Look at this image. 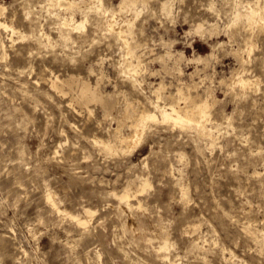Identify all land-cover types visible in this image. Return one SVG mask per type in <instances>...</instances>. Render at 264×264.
Instances as JSON below:
<instances>
[{"label": "rangeland", "instance_id": "obj_1", "mask_svg": "<svg viewBox=\"0 0 264 264\" xmlns=\"http://www.w3.org/2000/svg\"><path fill=\"white\" fill-rule=\"evenodd\" d=\"M48 1L0 0L3 19L20 30L13 41L0 28V264H264V29L235 13L258 0H174L168 15L164 0H148L135 20L144 45L133 66L130 46L105 13L120 0ZM83 18L86 28L78 29ZM200 22L203 34L187 31ZM181 51L209 61L180 63ZM71 73L100 79L114 94L109 113L52 85L54 75ZM243 74L257 79L247 90L235 83ZM180 84L219 98L209 123L216 144L157 119L130 152L110 148L115 135L132 131L128 122L115 130L127 99L170 106ZM140 176L153 185L137 192L144 209L134 196L130 209L112 192L129 182L140 188ZM48 191L63 209L84 217L86 207L95 210L89 227L55 212Z\"/></svg>", "mask_w": 264, "mask_h": 264}, {"label": "bare ground", "instance_id": "obj_2", "mask_svg": "<svg viewBox=\"0 0 264 264\" xmlns=\"http://www.w3.org/2000/svg\"><path fill=\"white\" fill-rule=\"evenodd\" d=\"M52 4L58 5V6H63V5H74L76 3L75 0H49ZM48 1V2H49ZM95 1V0H94ZM103 1V0H102ZM174 0H164L161 3V10L166 13L167 15L170 13V7L172 5ZM101 2V1H100ZM104 2V1H103ZM241 2V1H240ZM103 4V3H102ZM237 4V3H236ZM235 4V5H236ZM100 6V5H99ZM108 6V5H106ZM143 6L145 8L148 6V0H120L116 8L111 11L110 8H106L105 13L106 14H111L110 15V22L109 25L113 26L116 31L120 33L119 36L122 35V37L125 38V41L127 44L130 46L128 49V54L131 56V60L129 61L130 65H135L136 63H139L142 61V56L139 54L137 55V49H140L139 47L141 45H144L142 41L137 38L135 35V25H136V18L139 16L140 11L143 9L140 7ZM243 6V4H242ZM111 7V6H110ZM236 7V6H235ZM239 7V6H237ZM105 8V7H104ZM174 8V7H173ZM237 11V16L239 18V21L245 22L247 26L250 27H258L260 29H264V3L261 0H258L253 3H250L249 5L244 7H239L238 10H235V13ZM6 13V6L4 4L0 3V28H4L5 30L10 31V37H12V40L15 41V34L20 33L19 27L11 21L7 19H3L4 15ZM103 14V13H102ZM71 18H75L74 13L72 14ZM171 18V17H170ZM234 18V17H233ZM237 18V17H235ZM72 19V20H73ZM77 23V28L78 29H85L86 24H87V18H83L80 21H76ZM234 22V21H232ZM231 22V23H232ZM238 22V20H237ZM106 24V23H105ZM207 24V23H206ZM240 24V23H239ZM238 24V25H239ZM244 24V23H243ZM108 25V26H109ZM215 25V24H214ZM236 25V21L235 24ZM106 26V25H105ZM210 26V25H209ZM212 26V25H211ZM237 26V25H236ZM107 27V26H106ZM217 28V27H216ZM248 28V27H247ZM113 29V30H114ZM215 29V28H214ZM213 29V30H214ZM257 29V28H255ZM194 30V31H192ZM210 30V29H209ZM216 30V29H215ZM254 30V29H253ZM110 31V30H109ZM187 31H192V32H197L199 34H203L206 31V27L204 26L203 23H199L196 27L191 28L190 30ZM211 31V30H210ZM117 32V33H118ZM196 33V34H197ZM12 34V35H11ZM235 34V33H234ZM22 35V34H21ZM25 35V34H24ZM209 35V33H208ZM211 35V34H210ZM19 36V35H18ZM23 36V35H22ZM206 37V36H205ZM18 39V38H17ZM124 40V39H123ZM169 41V40H168ZM167 41V42H168ZM174 41V40H173ZM192 42V41H191ZM122 43H125L122 41ZM166 43V42H165ZM172 44V43H171ZM148 45V44H147ZM128 46V47H129ZM172 46V45H171ZM126 47V46H125ZM252 51L253 45H249L248 50ZM170 50V49H169ZM103 53V52H102ZM101 53V54H102ZM103 55V54H102ZM107 55V54H106ZM145 55V54H144ZM171 55V54H170ZM175 55V54H174ZM105 56V54H104ZM103 56V57H104ZM135 58H134V57ZM172 56V55H171ZM177 56V55H176ZM175 56V57H176ZM101 57V56H100ZM102 57V58H103ZM161 57H164L162 55ZM160 57V58H161ZM214 57V56H213ZM240 57V54H239ZM178 62H182L185 59H188L190 62H207L209 61V56L207 55H198L195 57H188L184 51H181L179 55L176 57ZM107 59V58H106ZM129 59V58H128ZM146 59V58H145ZM243 59V57H242ZM101 60V59H100ZM103 60V59H102ZM101 60V61H102ZM176 60V59H175ZM100 61V62H101ZM105 61V60H104ZM109 61V59H108ZM137 61V62H136ZM145 61V60H144ZM212 61V60H211ZM99 62V63H100ZM122 62V61H121ZM128 62V61H127ZM136 62V63H135ZM124 63V62H123ZM210 63V62H209ZM97 64V63H96ZM102 64V63H101ZM104 64V63H103ZM127 64V63H126ZM177 64V63H176ZM123 65V64H122ZM138 65V64H137ZM140 65V64H139ZM138 65V66H139ZM180 65V64H179ZM206 65H209L208 63ZM91 66V65H90ZM103 66V65H101ZM128 66V65H125ZM142 66V65H140ZM181 67V66H180ZM197 67V66H196ZM176 68V67H174ZM132 70V67H130ZM129 69V70H130ZM134 69V68H133ZM136 69V68H135ZM165 69V68H164ZM168 69V68H167ZM172 69V68H171ZM199 69V68H198ZM202 69V68H201ZM123 70V69H122ZM138 70V69H137ZM182 70V69H181ZM92 71V70H91ZM95 71H97L95 69ZM94 71V72H95ZM105 71V69H104ZM128 71V70H127ZM134 71V70H133ZM140 71V69H139ZM142 71V70H141ZM155 71V70H154ZM169 71V70H167ZM172 71V70H171ZM170 71V72H171ZM183 71V70H182ZM195 71V70H194ZM234 71V70H233ZM101 73V71H99ZM108 72V71H107ZM132 72V71H130ZM136 72V71H135ZM158 72V71H157ZM156 72V73H157ZM176 72V69H175ZM179 72V70H178ZM99 73V75H100ZM105 73V72H104ZM173 73V72H172ZM181 73V72H180ZM179 73V75H180ZM155 74V72H154ZM175 74V73H174ZM103 75V74H101ZM108 75V74H107ZM130 75V74H129ZM133 75V74H132ZM156 75V74H155ZM176 75V74H175ZM191 76V75H190ZM241 76V75H240ZM110 77V76H109ZM112 77V76H111ZM239 77V76H238ZM99 78V77H98ZM107 78V77H106ZM192 78V76H191ZM105 79V78H103ZM102 79V81H103ZM109 79V78H108ZM107 79V80H108ZM114 79V78H113ZM112 79V80H113ZM260 79V78H259ZM116 80V79H115ZM114 80V81H115ZM138 80V79H137ZM179 80V78H178ZM101 81V82H102ZM182 81V80H181ZM257 82V79H251L250 77H246L244 74L243 76L235 79V83L238 84L240 87L243 89L253 87L254 82ZM132 82V81H131ZM137 82V81H136ZM140 82V81H139ZM185 82V81H182ZM187 82V81H186ZM192 82V81H191ZM197 82V81H196ZM52 85L58 87L61 89L62 92L67 93L70 92L72 96V100L78 102L80 105L83 107L86 106L87 108H90V103L95 102L96 104L102 105L107 111L110 112V108L112 106V102L110 101V97L114 96L110 90L108 92L104 91L101 87L102 84H100V79H98L96 82L92 83L89 79H86L84 76H80L75 73H71L68 76L61 77L60 75H54L53 78L51 79ZM111 83V82H110ZM116 83V82H115ZM234 83V86H235ZM260 83V80L259 82ZM257 83V84H258ZM104 84V83H103ZM109 84V83H108ZM190 84V83H189ZM196 86V83H194ZM191 85V86H194ZM199 84V83H198ZM107 85V84H106ZM114 85V84H113ZM180 84L178 86V91L175 94H172V100L170 106H161L159 103L154 104L153 107L156 109H152L149 104L145 101H141V99L135 100V99H127L126 101V106L122 109V116L118 118L119 125L116 127V131L121 129V126L125 123L128 122L130 123V126L132 127L131 133L128 134H117L115 135L114 138L116 140L115 144L110 145V148L116 149V151L126 152V151H131L135 147H137L144 135V133L147 131V125L150 120H157V119H162L163 121H169L174 123L175 125H180L184 128H194L201 135H203L205 138L208 137L210 138V143L216 144L217 143V136L215 135V130L213 129L214 127L209 126V123L212 122L213 116V107L216 105V103L219 101V98L214 95L210 90H205V95H200L194 94L191 90V86L188 85L189 91L185 90L183 85ZM105 86V85H104ZM185 86V85H184ZM187 86V85H186ZM194 86V87H195ZM198 86V85H197ZM208 86V85H207ZM258 86V85H257ZM114 87H117L116 85ZM121 87V86H120ZM170 87V86H169ZM193 87V88H194ZM211 87V86H210ZM105 88V87H104ZM166 88V83L164 81H161L160 84L157 86L155 92L158 93L157 97V102L160 101L161 99V93L163 90ZM177 88V87H176ZM197 88V87H196ZM121 89V88H120ZM127 89V88H126ZM125 89V90H126ZM212 89V88H211ZM241 89V88H240ZM114 90V89H113ZM169 90V89H168ZM242 90V89H241ZM118 91V90H117ZM120 91V90H119ZM173 91V90H172ZM170 91V92H172ZM114 92V91H113ZM123 92V91H122ZM138 92V91H137ZM154 92V91H153ZM154 92V94H155ZM245 92V90H244ZM117 93V92H116ZM115 93V94H116ZM124 94V93H123ZM140 94V93H139ZM241 94V93H240ZM157 95V94H156ZM170 95V94H168ZM165 96V95H164ZM116 97V96H115ZM118 97V96H117ZM122 98V97H121ZM152 98V97H151ZM117 99V98H115ZM123 99V98H122ZM125 99V97H124ZM113 100V99H112ZM119 100V99H118ZM156 100V99H155ZM117 101V100H116ZM119 102V101H118ZM124 102V101H123ZM150 102V101H149ZM156 102V101H155ZM154 102V103H155ZM72 103V102H71ZM115 103V102H113ZM121 103V102H120ZM141 103V104H140ZM152 104V102H150ZM185 103V104H183ZM114 105V104H113ZM165 105V104H163ZM115 106V105H114ZM99 108V107H98ZM103 109V108H102ZM119 109V108H118ZM114 110V109H113ZM92 111V110H91ZM119 111V110H118ZM105 114V112H104ZM107 115V114H106ZM105 115V116H106ZM108 116H106L107 119ZM115 117V116H114ZM228 119L231 118L230 116H227ZM102 120V117H101ZM105 120V119H104ZM108 120V119H107ZM112 120V119H111ZM106 121V120H105ZM117 122V121H116ZM117 122V123H118ZM101 124V123H100ZM103 124V123H102ZM102 126V125H101ZM104 126V125H103ZM110 127V126H109ZM106 131V130H105ZM111 131V129H110ZM120 132V131H119ZM108 133V132H107ZM111 133V132H110ZM116 133V132H115ZM217 133V132H216ZM112 135V134H111ZM110 136V135H109ZM108 136V138H109ZM112 137V136H111ZM207 138V140H208ZM107 139V138H106ZM106 139L104 138H99L96 137L95 141L96 142H101L102 144H106ZM113 139V138H112ZM109 141L111 140L110 138L108 139ZM114 140V141H115ZM120 142L119 145L118 142ZM108 147V145H106ZM182 155V154H181ZM182 157V156H181ZM261 174V173H260ZM140 188L133 189L132 182H129L127 186L122 190V191H113L112 194L115 195L116 197L119 198L120 202L122 203H127V206L130 209L134 206V203L132 201V197H136L138 201L137 207L142 208L143 202L139 198L137 192H144L147 190L149 187H151L153 184L150 181L148 177H142L140 176ZM136 188V187H134ZM47 199L48 204L51 206V208L55 211L58 212L60 215L66 216L71 218L73 221H75L80 227H89V222L90 219L94 216L95 210H93L91 207H86L85 212L87 213V216L84 217L81 214L74 213L72 211H69L67 209H63L61 205L59 204L57 197L53 193V191H48L45 196ZM123 206V205H122ZM136 207V208H137ZM121 208V207H120ZM124 208V206H123ZM122 208V209H123ZM144 209V208H142ZM141 209V210H142ZM124 211V210H123ZM131 216V215H130ZM141 216V215H140ZM132 217V216H131ZM130 217V218H131ZM142 218V217H141ZM136 219V218H133ZM142 221V220H141ZM135 221L131 220V225L135 226ZM144 223V222H143ZM146 225V223H145ZM144 225V226H145ZM195 225V224H194ZM193 225V226H194ZM147 226V225H146ZM197 227V226H196ZM198 228V227H197ZM248 228V226H247ZM250 228V227H249ZM134 229V228H133ZM245 230V229H243ZM247 230V229H246ZM245 230V232H246ZM250 230V229H249ZM251 231V230H250ZM249 232V231H247ZM250 234V233H248ZM162 242V241H161ZM162 244V243H161ZM203 245V244H202ZM154 246V245H152ZM163 249L168 248V240L166 239L164 241V244L161 246ZM160 248V246H159ZM203 249V248H202ZM226 249V248H225ZM165 251V250H164ZM167 254V253H165ZM163 253V255H165ZM169 255V254H168ZM167 256V255H166ZM163 259V258H162ZM170 260V259H169ZM166 261V260H165ZM173 263V262H172ZM169 264V263H168Z\"/></svg>", "mask_w": 264, "mask_h": 264}]
</instances>
